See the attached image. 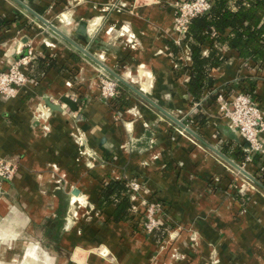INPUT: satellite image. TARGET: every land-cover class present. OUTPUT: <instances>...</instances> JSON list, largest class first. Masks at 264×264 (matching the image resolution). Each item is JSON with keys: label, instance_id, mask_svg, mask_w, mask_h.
Returning <instances> with one entry per match:
<instances>
[{"label": "crops", "instance_id": "crops-1", "mask_svg": "<svg viewBox=\"0 0 264 264\" xmlns=\"http://www.w3.org/2000/svg\"><path fill=\"white\" fill-rule=\"evenodd\" d=\"M175 2L0 0V72L33 54L22 68L28 81L15 96L0 94V157L17 168L3 181L0 215L15 216L37 242L67 245L76 263L85 262L83 243L111 242L121 264H264V163L252 162L257 153L218 101L247 89L264 118V64L223 47L213 88L194 101ZM102 71L118 81L114 98L101 94ZM179 122L194 133L180 132ZM224 145H243L246 159L227 156ZM244 161L240 173L235 164ZM113 179H135L144 196L162 203L165 233L142 231L133 206L120 221L100 206ZM74 203L95 220L68 219Z\"/></svg>", "mask_w": 264, "mask_h": 264}, {"label": "trees", "instance_id": "trees-1", "mask_svg": "<svg viewBox=\"0 0 264 264\" xmlns=\"http://www.w3.org/2000/svg\"><path fill=\"white\" fill-rule=\"evenodd\" d=\"M210 1L211 11L192 18L186 34L192 59L187 87L194 101L200 100L206 91L213 88L214 79L210 74L212 69L222 66L226 59L222 53L223 47L237 51L254 65L264 64V0ZM205 47L209 48L208 55L204 54ZM241 92L250 94L243 88ZM196 120L205 123L202 114H198ZM223 151L239 161L247 157L243 145H237L236 148L224 145ZM251 160L256 164L264 163V154L257 153ZM258 179L263 187L264 173ZM99 204L110 210L114 220L127 219L129 209L133 206L127 182L113 179L104 184ZM141 217L142 214L138 220L133 217L134 222H141ZM141 230L144 231L143 226ZM159 232L165 233L164 230H158L156 234Z\"/></svg>", "mask_w": 264, "mask_h": 264}, {"label": "built area", "instance_id": "built-area-1", "mask_svg": "<svg viewBox=\"0 0 264 264\" xmlns=\"http://www.w3.org/2000/svg\"><path fill=\"white\" fill-rule=\"evenodd\" d=\"M212 3L210 0H176L175 2V30L186 37L189 24L192 18L207 14L211 11ZM32 51L21 55L15 59L9 68L0 72V94L7 97L15 96L21 86L28 81V75L22 70L23 66L29 65L33 59ZM101 94L105 98H114L118 94V81L102 71L100 77ZM220 108L225 117L228 118L229 124L234 128L244 141L248 144V150L251 154H264V118L263 114L250 94L239 92L232 100L228 101L223 94H218ZM200 102L193 106V110H197ZM191 118V116H190ZM178 130L180 132H191L189 124L179 122ZM249 159V157L247 158ZM236 170L240 173H246L245 161L235 164ZM16 169V165L5 158L0 157V178L10 179ZM249 178V177H248ZM255 183V178L250 177ZM129 187V193L132 200H138L139 203L133 205L134 212H141V222L144 231L153 234L158 230H162L164 226V208L160 201L144 196L142 184L135 179L126 180Z\"/></svg>", "mask_w": 264, "mask_h": 264}, {"label": "rangeland", "instance_id": "rangeland-1", "mask_svg": "<svg viewBox=\"0 0 264 264\" xmlns=\"http://www.w3.org/2000/svg\"><path fill=\"white\" fill-rule=\"evenodd\" d=\"M17 168L10 179L0 178V195L2 193L3 181H11L14 178ZM78 205L72 204L69 210L68 219L79 225L95 220L90 214H81ZM82 222V223H81ZM18 219L10 216L7 219L0 215V264H79L71 260L73 251L61 242H37L31 235L24 232L23 227H19ZM45 229L40 227L41 237ZM148 234V233H147ZM156 232L153 233L155 236ZM28 237V238H27ZM28 239L32 242H19ZM111 242H85L79 247L80 254L85 256V262L81 264H121L117 261L114 248ZM146 243V242H143ZM67 244V243H64ZM82 247V248H81ZM159 251V248H157ZM157 253V252H156ZM123 264V263H122Z\"/></svg>", "mask_w": 264, "mask_h": 264}, {"label": "water", "instance_id": "water-1", "mask_svg": "<svg viewBox=\"0 0 264 264\" xmlns=\"http://www.w3.org/2000/svg\"><path fill=\"white\" fill-rule=\"evenodd\" d=\"M47 23V22H46ZM50 27H52L53 29H55V27L53 25H50ZM62 101L64 103H66L71 109L73 110H78L79 106H78V102L73 100L72 98L68 97V96H63L62 97ZM52 108L58 109L59 106L51 104Z\"/></svg>", "mask_w": 264, "mask_h": 264}]
</instances>
